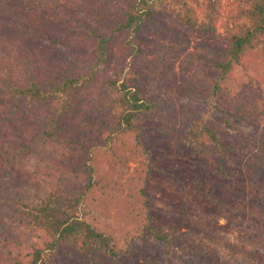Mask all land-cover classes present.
<instances>
[{
	"label": "rangeland",
	"instance_id": "374dc122",
	"mask_svg": "<svg viewBox=\"0 0 264 264\" xmlns=\"http://www.w3.org/2000/svg\"><path fill=\"white\" fill-rule=\"evenodd\" d=\"M146 1L143 7L151 9L152 20L138 33L123 29L111 38L135 0H0V21L12 26L24 22L20 27L29 28L25 35L16 28L12 39L0 36V162H11L19 177L0 179L4 182L0 230L11 222L4 208L10 199L31 202L34 196L54 190L61 200L73 187H82L88 178L81 172L86 157L82 155L92 148L100 185L89 195L90 222L119 238L127 234L126 243L135 252L124 254L122 264L168 259L171 264H264V65L251 57L244 59L246 67L235 66L225 91L212 90L220 75L217 62L225 60L224 27L241 4L220 0L215 29L209 32L208 24L198 23L191 30L178 20L172 2ZM59 2L74 4L75 20L111 39L105 45V61L94 39L75 22L72 25L82 36L44 42L40 30L45 27L54 36L55 26L44 21L48 13L56 20L49 8ZM2 28L0 22V33ZM23 38L34 52L43 48V58L26 65L10 54L26 41ZM31 75L43 87L71 76L82 83L75 86L80 90L65 110L55 102L29 99L16 109L6 88L23 84ZM122 83L135 86L154 102V111L136 122L147 143L108 137L117 119L108 103ZM190 121L215 127L226 136L228 160L220 162L210 147L195 148L185 142V124ZM146 215L171 238V248L154 242L147 233L143 244L136 238ZM19 231L24 242L38 241L34 231ZM14 250L1 240L0 262ZM86 256L84 263L77 259L75 264H104L93 257L89 263ZM58 257H51V264H70Z\"/></svg>",
	"mask_w": 264,
	"mask_h": 264
},
{
	"label": "trees",
	"instance_id": "16d2710c",
	"mask_svg": "<svg viewBox=\"0 0 264 264\" xmlns=\"http://www.w3.org/2000/svg\"><path fill=\"white\" fill-rule=\"evenodd\" d=\"M159 1L167 4L172 2L171 4L178 9V20L189 26L191 30L198 23H202L203 25L208 24L209 32L215 29L217 13L222 5L220 0H201L202 3L195 0L193 6L190 3L194 0ZM235 1L241 4V8H237L236 15L229 17L231 24L228 27H224L226 46L223 50V56L225 60L217 62L220 75L212 88L213 92L219 94L231 85L235 66L246 67L244 59L247 60L251 57L252 61L264 65V0ZM146 4V0H135V4L131 6L132 11L123 12L124 22L113 29L110 37L112 38L115 32L123 31V29L138 33V28L142 27L148 20H152L154 15L150 8L143 7ZM242 4H244V7H242ZM49 9L55 13L54 17L56 20H51V13H48L47 17L49 20L46 18L44 23L46 26H55V34L54 36L52 34L49 36L50 33L45 30V27H42L40 32L42 37H44L45 43L49 44L47 40H51V38L61 42L65 40L66 42L69 37L77 34L81 35V32L86 33L96 42V50L99 52L101 59H103L105 45L111 39L102 36L87 22L75 20L73 14H77V8L74 4L59 2L55 6L51 5ZM81 10L90 15L94 14L89 12L88 9L81 8ZM198 13L201 14V17L197 15ZM94 17L99 18L100 16L96 13ZM0 22L3 27L0 36L8 37L9 39H12V34L16 28L20 29L23 35H25V30L28 31L29 29L26 26L20 27L24 22H14V26L6 20ZM72 22L76 23L81 32H76L77 30L75 29L77 28L72 25ZM64 34L67 37H63ZM24 40L26 41H23L22 45L19 44L20 47L16 46L9 53L19 56L21 63L26 65L27 63L31 64L34 59L43 58V54L46 52L43 48H37V52H34L29 47V41L27 39ZM0 48L3 47L0 46ZM6 51L8 52V50ZM102 61L105 60L103 59ZM35 76L31 75L23 84L15 83L7 86L6 90L9 96L15 98H13V106L16 109H21L25 99H29L41 100L47 103L55 102L57 107L60 106V110H65L70 104L71 98L75 95L74 92L80 90L75 86L82 83L81 78L71 76L56 82L53 87H43ZM223 85L224 87H222ZM111 95L112 99L108 105H111V110L116 112L117 119L115 124H112L113 131L112 133L110 132L108 137H114L115 139H113L116 141L121 138L123 143L126 142L127 138L132 137V140L129 139V141L136 145L140 143V139L147 143V137L137 126L136 122L142 116L150 113V111H154V102L145 99L140 89L126 83H122L119 89L115 88ZM185 129V142L188 145L195 148L210 147L216 151V157L221 158L220 162L228 160L229 140L226 136L219 133L215 127L213 128L197 121H190L185 124ZM47 133L49 134V132ZM75 148L82 153L80 145ZM84 151L82 156H86L83 161L85 168L81 172L85 173L88 178L82 187H73L72 191L67 192L61 200L57 197L60 193L59 191L58 193L54 192V190H49L48 192L51 195L47 193L46 196H40L37 199L34 196L31 202L18 198L12 201L10 199L7 206L5 203L4 208L11 214V222L9 225L1 226L0 241L7 242L13 250L16 247L17 252L14 250V254L7 257L6 261H9V263H5L6 261L3 260L0 264H51V257L54 256H59V259H69L70 264H75L77 259H79V263H84L83 257L86 256L83 255L84 253L91 254L86 256V261L89 259V263L94 258L97 262L103 260L104 264H122V256L124 254L135 252V248L133 249L126 243L127 238H129L126 233L119 238L103 231L90 222L92 212L88 203L89 195L96 191L100 181L97 175L98 167L94 166L96 161L94 150L87 148ZM16 173L11 162H0V179L7 178L11 180L16 176L18 180L19 177ZM180 178L181 176L176 177L179 181ZM2 184H4L3 181L0 182V185ZM206 184L211 185V183ZM184 188L187 189V186L184 185ZM153 222V218L146 215L145 225L138 228L136 238L143 244L144 234L147 233L154 242L171 248V238L162 231L158 223ZM18 228L34 231L33 233L36 234L38 241L36 240L37 242L34 243L24 242L25 239L24 241L21 240ZM69 250L71 251L69 256L66 258L62 257L64 254H68ZM170 255L172 253H167L168 257ZM173 259L174 261L177 260L175 257ZM165 261L153 262L152 264H171L169 259Z\"/></svg>",
	"mask_w": 264,
	"mask_h": 264
}]
</instances>
